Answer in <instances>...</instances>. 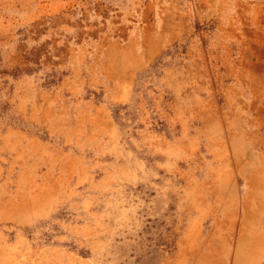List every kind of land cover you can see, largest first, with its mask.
Listing matches in <instances>:
<instances>
[{"label":"rangeland","instance_id":"rangeland-1","mask_svg":"<svg viewBox=\"0 0 264 264\" xmlns=\"http://www.w3.org/2000/svg\"><path fill=\"white\" fill-rule=\"evenodd\" d=\"M0 264H264V0H0Z\"/></svg>","mask_w":264,"mask_h":264}]
</instances>
